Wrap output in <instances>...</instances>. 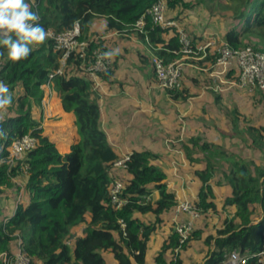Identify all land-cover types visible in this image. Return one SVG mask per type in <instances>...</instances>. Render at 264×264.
Instances as JSON below:
<instances>
[{"label": "trees", "instance_id": "trees-1", "mask_svg": "<svg viewBox=\"0 0 264 264\" xmlns=\"http://www.w3.org/2000/svg\"><path fill=\"white\" fill-rule=\"evenodd\" d=\"M153 1L26 0L45 30L50 28L58 33L78 22L80 37L89 40V49L99 47L104 53L108 52L100 39H94L98 35L90 32L92 19L104 17L107 30L136 32L148 40L155 56L165 62L173 61L183 54L176 27L162 28L147 14L142 29L135 27V21L146 13ZM166 1L168 10L174 11L170 18L178 20L187 12L190 16L197 4L219 10L224 19L223 39L231 47L251 45L264 52V0ZM225 22L229 26L226 27ZM169 30L172 34L165 37ZM187 35L192 47L200 44L196 34L187 32ZM0 53L3 58L0 81L7 85L11 96L16 86L23 89L22 95L6 108L0 119V131L4 133L0 151V193L4 191L1 186L14 184L11 178L23 177V186L29 194L27 203L19 202L11 215L0 219V252H9L10 247L19 242L21 250L29 257V264H108L102 254L104 251L110 252L117 264H148V241L161 221L160 214L177 204L175 193L167 187L164 169L153 162L159 155L149 149L132 150L128 154L125 166L120 167L128 177H119L123 183L120 197L126 202L115 207L109 196L112 182L109 169L119 156L100 126L94 82L79 74L78 59L70 56L64 74L54 76L51 81L52 88L59 94L61 108L74 116L78 135L69 150L61 154L32 115V104L41 103L44 95L41 87L47 83L48 73L57 68L61 51L47 38L43 44L33 46L28 58L19 62L8 59L6 49L0 48ZM205 60L212 62L213 55ZM110 73L111 70L101 73L99 78L107 79ZM165 90L172 100L184 101L191 95L184 84ZM230 112L231 136L237 137L242 146L238 151H227L199 133L182 141V150L190 161L205 163L202 169L194 170L200 182L194 206L202 216L218 212L212 185L218 177L216 184L225 183L231 189L222 203L225 216L213 232L202 238L204 230L195 228L182 244L173 229L161 243L152 264H184L181 251L191 241L201 238L207 246L202 264H221L232 250L251 254L264 247V163L253 157H242L246 150H255L264 156L263 128L241 116L235 106ZM28 132L37 138L36 146L11 164L7 160L10 143ZM153 190L157 192L154 201ZM151 203L156 205L155 218L144 221L137 214L148 212ZM226 206H232L233 210L227 211ZM259 208L262 209L261 220L251 223ZM76 226L81 227L80 234L73 231ZM167 252H171L170 257ZM0 264L4 263L0 260ZM247 264L257 263L250 258Z\"/></svg>", "mask_w": 264, "mask_h": 264}, {"label": "crops", "instance_id": "crops-1", "mask_svg": "<svg viewBox=\"0 0 264 264\" xmlns=\"http://www.w3.org/2000/svg\"><path fill=\"white\" fill-rule=\"evenodd\" d=\"M167 18L174 19L170 18L168 15ZM174 20L179 27H183L180 20ZM207 30L208 29L205 31ZM90 32H95L97 35L101 36V38H104L101 39V41L107 46V55L111 60L110 75L107 79L98 78V85L95 87L100 109V126L106 133L108 142L119 158L129 154L132 150L149 149L157 153L159 157L153 160V162L159 164L164 169L167 176V187L170 191L174 192L176 196L177 204L160 214L161 221L157 224L155 231L151 234L148 241L146 262L152 264L154 255L160 248L163 240L173 230L175 221H186L191 218L189 213L177 211V205L183 201L193 203L197 198L200 182L195 176L194 170L202 169L205 163L203 160L190 161L182 150V141L185 142L190 136L200 131L208 132L210 131L209 128H213V126H209V122L204 123L205 126L202 123L196 125L194 119L200 117L198 116L200 111L197 108L195 110V116H192L194 115L193 111L195 107L199 104L202 107H208L205 112H209L210 105H212V102H207V94L211 95V92L206 91V93H204L203 88L209 87L215 89L216 87L222 86V88H224L223 91L231 89L244 92L246 90L235 85L232 87V84L229 83L232 80L231 76H235L236 74V68L234 67H231L224 75L226 82H221L212 74L210 68L211 62L205 60L206 57L211 54V50H213L212 48H208L210 54L206 57L200 59L190 58L184 65L183 84L188 87L191 95L184 101L172 100L167 91L159 87L155 81L154 71L151 65V57L154 53L146 38L139 37L136 32L124 33L116 30H107L105 28L104 17H95L92 19L90 23ZM188 32L192 35L196 34L200 38L198 40L199 43H203L207 38L202 31L197 33L196 30L192 29L188 30ZM171 34L172 31L169 30L165 37ZM219 38L220 40H224L223 35ZM201 74L209 79V84L202 86V91L199 92L196 89L198 84L195 78ZM41 88L44 91V95L40 104H32V115L38 121V126L42 130V133L48 135L49 138L57 144L56 147L60 145V143L62 144V151H60L58 147L57 149L60 153L62 152L61 154H64L70 148V146L68 149L66 148L68 140L71 142V145L78 139L76 126L74 124V116L72 113L65 112L61 108L59 94L51 85H43ZM218 91L223 92L220 88ZM22 93V87L19 85L16 86L11 105L15 103L17 97L22 95ZM232 99H234V97H232ZM233 104L236 106V103ZM5 110L1 113L0 119L5 115ZM54 116L56 119L66 117L67 121L64 122H70V128L73 127L74 129V135H67L65 133L67 123L60 121L62 123H57V126H60L61 132L66 136L60 138V135L57 134L55 137L53 136V138L49 133L51 130V125L49 123L52 119H55ZM45 127H48L46 132H44ZM238 150L239 148L237 147L234 152ZM193 156L200 157V154H194ZM117 169L118 170L115 172L123 174L122 172L124 171L120 167ZM124 177H128V175L124 174ZM22 178H11L14 183L13 185L9 187L1 186V188H4V191L0 193V219L4 216L11 215L19 202L25 204L29 201V194L23 186L24 178ZM216 179H218V177L214 178L212 181L214 196L218 195L216 190L218 186H226V191L223 194H225L224 197L228 196L231 193L230 187L225 183L216 184L214 182ZM151 197L152 201L156 200L157 192L155 190L151 193ZM214 200L218 206L217 213L213 215V213L208 212V217L199 215L192 219L193 229L201 228L204 230L202 238L207 233L212 232L211 229H208L209 227H213L214 231V228L219 225L226 214L222 206L223 201L219 205L217 203V197H214ZM226 209L227 211H232L233 207L226 206ZM258 211L259 216L257 215L258 213H255L251 223H256L261 220L262 209L259 208L257 212ZM137 215L143 219L141 213ZM212 216L219 219L218 224L215 223V221H217L215 220L211 222L212 225H209V218H212ZM154 218L155 215H153V218L143 220L151 221L154 220ZM75 232L80 234L81 229L80 232L79 230ZM202 238L199 240H202ZM9 251L16 252L17 243L13 244ZM183 252L182 250L180 254L184 264H202L206 257L205 254L204 258L199 262L193 261L187 263V260H184L182 256ZM102 254L108 264H117L110 252L104 251ZM166 255L170 257L171 252H167Z\"/></svg>", "mask_w": 264, "mask_h": 264}, {"label": "built area", "instance_id": "built-area-1", "mask_svg": "<svg viewBox=\"0 0 264 264\" xmlns=\"http://www.w3.org/2000/svg\"><path fill=\"white\" fill-rule=\"evenodd\" d=\"M167 8L168 4L166 0H154L146 10V13L135 21L136 29L139 31L142 29L147 14L151 17L154 24L160 25L162 28L173 26L177 28L179 39L182 43V57L188 56L200 59L210 54L208 48H212L213 41L207 37L203 43L192 47V42L187 33L177 25L174 19L167 18ZM46 31L48 32V38L54 41L55 48L61 51V56L57 68L48 73L47 83L44 85H51L54 76L63 75L68 68L70 56H74L79 61L77 65L79 74L91 79L94 82L95 88L98 85L99 75L111 68V60L107 53H104L99 47L89 49V40L80 37L81 32L78 22H75L72 28L62 32L56 33L50 28L46 29ZM95 38L101 40L99 35L94 36ZM211 51L213 55V61L210 65L211 72L221 82H226L224 75L231 67H234L237 69V72L235 78L229 83L246 90H264V52L254 49L251 45L233 48L225 40H220L219 45ZM182 57L169 62H165L162 58L155 55L151 57L155 80L159 87L173 89L181 86V77L184 69ZM2 61L3 58L0 56V65ZM75 71L77 70L75 69ZM2 112L3 110H0V116ZM3 137L4 133L0 131V151L3 149V142L1 140ZM36 143L37 138L30 132L13 139L8 147L7 160L11 164L14 163L26 151L34 148ZM128 157V154H126L115 160L112 163V168L124 167ZM110 176L112 178L109 187L110 202L115 207H120L126 202V199L120 197L123 183L119 178H116L115 174L110 172ZM177 211H185L191 217L186 221L176 220L174 223L173 229L178 234L179 243L182 244L193 231L192 219L198 217L200 213L194 204L189 201L179 203ZM121 226L123 230L124 224L121 223ZM250 258H254L257 264H264V247L251 254H241L237 250H232L226 254L221 264H247ZM0 260L4 264H29L30 261L29 257L21 250L19 242L17 243L16 252H0Z\"/></svg>", "mask_w": 264, "mask_h": 264}, {"label": "rangeland", "instance_id": "rangeland-1", "mask_svg": "<svg viewBox=\"0 0 264 264\" xmlns=\"http://www.w3.org/2000/svg\"><path fill=\"white\" fill-rule=\"evenodd\" d=\"M223 1V0H222ZM213 8V7H212ZM211 8H207L205 9V6H199L198 4L196 5V7L194 9L191 10V15L189 16L188 12L186 13V15H184L180 21L183 25V27H181L185 33L188 32V30H196L197 33H200V31L203 32V34L205 35V37H208L210 40L213 41V46L212 49L216 48L219 45V41L220 38L222 36V33L225 31V27L223 26V17L221 15V12H219V10L211 9ZM178 11V9H177ZM174 13V11H169L167 8L166 11V15H172ZM188 14V15H187ZM226 27L229 26V24H227V22H225ZM98 26V25H96ZM185 28V29H184ZM206 29H208L207 31H205ZM187 31V32H186ZM100 32V31H98ZM189 33V32H188ZM101 37V36H100ZM104 39V38H101ZM263 52V51H262ZM190 58L193 57H182V62H184V65L186 63V61H188ZM152 65V64H151ZM153 68V67H152ZM237 72V69H236ZM232 79L235 78V76H231ZM197 91L201 92L202 91V86L209 84V79L205 78V76L198 75L197 78ZM156 81V80H155ZM181 85L183 84V73H182V77H181ZM219 86V85H218ZM232 87H234L232 85ZM231 87V88H232ZM201 88V89H200ZM219 88L221 89V91H223L224 88L221 87H216L215 89H211L209 87H204V93H206V91H210V94H207L208 97V101L212 102V105H210V109L209 112H205L206 109H208V107L206 108V106L202 107L200 104L195 107L193 114V117L195 116V110L196 108L200 111V114L198 116V118L194 119V122L196 123V125L198 123H202L204 126V123H210L209 126H213V128H209L210 131H200L198 132L200 135H202L204 138L209 139L210 141H214L215 144L219 145L221 148L230 151L233 149L236 150L237 147L239 149L242 148L241 146V142L238 140L237 137L231 136L232 133L229 129V117H231V112L230 109L235 106L233 103H236V109L238 110V112L240 113L241 116L246 117L248 119L249 122L253 123L256 126H262L263 128V132H264V90H257V89H251V90H246L244 92H248V93H244L241 91H235V90H231V89H227L224 90L223 92H219ZM229 88V87H228ZM219 92V93H218ZM218 97V98H217ZM232 97H234V99H232ZM236 97V99H235ZM194 101V100H192ZM206 102V103H207ZM212 106V108H211ZM202 107V109H201ZM203 110V111H202ZM55 118V116H54ZM202 118V119H201ZM55 121V122H54ZM64 121H67L66 117H61L60 119H52L50 121V125H51V130H50V135L53 137H55L57 134L60 135L61 137L66 136L64 133H62L60 126H57V123H62ZM67 123V127H66V131L65 133L67 135H74V129L73 127L70 128V122H64ZM59 124V125H60ZM64 125V124H63ZM202 126V125H201ZM48 130V127L44 128V132H46ZM53 137V138H54ZM70 141L68 140V143L66 144V148L68 149L70 146ZM57 145V144H56ZM58 149L60 151H62L63 147L62 144L60 143V145L57 146ZM62 153V152H61ZM252 153V154H251ZM242 157H250V158H254L257 161H261L262 163H264V156H261L259 152H256L255 150H251L248 151L246 150V152L244 153V155H242ZM221 159V158H220ZM110 172L112 174H115V171H117L118 169H113L112 167H110ZM114 170V171H113ZM118 173V172H117ZM116 173V175H117ZM124 176V173L119 175L118 177L116 176V178L122 177ZM217 194L215 195V197H217V203L220 205L223 201V199L225 198L223 194L226 191V186H218L217 187ZM156 205H153L152 203L149 205L148 207V212H143L141 213L143 216V219H147V218H153V215H155V210ZM212 213V212H211ZM258 216H259V211L257 212ZM146 214V215H145ZM214 215V213H213ZM0 216H1V212H0ZM209 213L205 216L208 217ZM210 223L209 225H212L211 222L215 221L216 224H218V220L216 219L214 216H212V218H209ZM215 224V225H216ZM80 226H76L74 227V231L79 230ZM208 229H211L213 232V227H209ZM207 229V230H208ZM183 258L184 260H187V263L189 262H199L201 259L204 258L206 252H207V247L203 244L202 240H198V241H191L189 247H187L186 249L183 250Z\"/></svg>", "mask_w": 264, "mask_h": 264}, {"label": "clouds", "instance_id": "clouds-1", "mask_svg": "<svg viewBox=\"0 0 264 264\" xmlns=\"http://www.w3.org/2000/svg\"><path fill=\"white\" fill-rule=\"evenodd\" d=\"M39 19L26 0H0V48L7 50L12 62L27 59L33 46L47 40L48 32L39 24ZM11 103L9 88L0 81V110Z\"/></svg>", "mask_w": 264, "mask_h": 264}]
</instances>
